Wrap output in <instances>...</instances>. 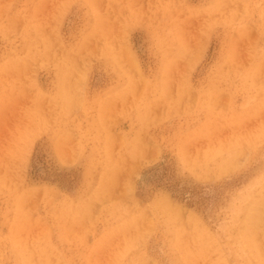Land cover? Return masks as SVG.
I'll return each mask as SVG.
<instances>
[{"label":"rangeland","instance_id":"1","mask_svg":"<svg viewBox=\"0 0 264 264\" xmlns=\"http://www.w3.org/2000/svg\"><path fill=\"white\" fill-rule=\"evenodd\" d=\"M262 201L264 0H0V264H264Z\"/></svg>","mask_w":264,"mask_h":264},{"label":"bare ground","instance_id":"2","mask_svg":"<svg viewBox=\"0 0 264 264\" xmlns=\"http://www.w3.org/2000/svg\"><path fill=\"white\" fill-rule=\"evenodd\" d=\"M82 1H84V0H82ZM48 3V2H47ZM160 3V2H159ZM160 6H163V5H161L160 4ZM159 6V7H160ZM46 7H47V5H46ZM45 8V7H44ZM48 8V7H47ZM147 8V7H146ZM161 8V7H160ZM61 9V8H60ZM144 9V8H143ZM157 10H158V8H157ZM26 11V10H25ZM28 11V10H27ZM160 11V10H159ZM17 12V11H16ZM48 12H50L49 10H48ZM54 13V12H53ZM26 14V13H25ZM28 14V13H27ZM44 14V13H43ZM49 15V14H48ZM22 16H23V14H22ZM148 16L150 17V14H148ZM14 17H16V16H14ZM24 17H26V16H24ZM23 18V17H22ZM47 18V17H46ZM49 18V17H48ZM48 18H47V20H48ZM26 19V18H25ZM51 19V18H50ZM54 19H55V17H54ZM46 20V21H47ZM53 20V19H52ZM50 21V20H49ZM164 21V20H163ZM30 22V21H29ZM51 23V22H50ZM47 24H49V23H47ZM28 26V25H27ZM42 32V31H41ZM44 32V31H43ZM47 32V31H46ZM45 32V33H46ZM58 35H59V33H58ZM66 44V43H65ZM63 45V44H62ZM64 47V46H63ZM19 48V47H18ZM19 50V49H18ZM17 51V50H16ZM36 51V50H35ZM66 53V52H65ZM259 55V54H258ZM65 57H66V55H65ZM230 83V82H229ZM232 84V83H231ZM225 86H226V84H225ZM231 86H229V88H230ZM257 166V165H256ZM111 175V174H110ZM112 176V175H111ZM113 177V176H112ZM107 183V182H106ZM263 194V193H262ZM255 196V195H254ZM257 196V198H259L258 197V195H256ZM255 196V197H256ZM256 198V199H257ZM252 200H254V199H252ZM260 200V199H259ZM259 200H257V201H259ZM251 201V200H250ZM249 201V202H250ZM254 202V201H253ZM256 202V201H255ZM263 202V201H262ZM122 203V202H121ZM251 203V202H250ZM256 203H258V202H256ZM263 204H264V202H263ZM259 205V204H258ZM257 205V206H258ZM170 206H171V204H170ZM173 206V205H172ZM247 206V205H246ZM122 207V206H121ZM110 208H112V207H110ZM124 208V207H123ZM113 209V208H112ZM177 209V208H176ZM259 209V208H258ZM250 210V209H249ZM257 210V209H256ZM258 211V213H256L255 215H254V218H252L253 219V221H252V226H254V227H256L258 224H259V221L261 222L262 220V213H261V210H257ZM248 212V211H247ZM245 213H246V211H245ZM250 213V212H249ZM253 213H255V210H254V212ZM249 215V214H248ZM250 216V215H249ZM248 216V217H249ZM252 216V215H251ZM245 219V218H244ZM264 221V220H263ZM239 225H241V223L239 224ZM242 227V226H241ZM243 229H244V227H243ZM247 231V230H246ZM263 231V230H262ZM244 232H245V230H244ZM263 234V233H262ZM252 235V234H251ZM248 236V235H247ZM245 237V236H244ZM250 238V237H249ZM245 240V239H244ZM246 241H247V239H246ZM244 242V241H243ZM250 242V241H249ZM247 243V242H246ZM254 243V242H253ZM249 245V244H248ZM245 246H246V244H245ZM252 246V245H251ZM250 246V247H251ZM249 247V246H248ZM250 250V249H249ZM244 252V251H243ZM255 252V251H254ZM244 253H246V252H244ZM253 254V253H252ZM243 255V254H242ZM240 257V256H239ZM247 257V256H246ZM257 258H259V257H257ZM236 259V258H235ZM249 259V258H248ZM217 261V260H216ZM218 261H219V259H218ZM242 261V260H241ZM260 261V260H259ZM212 263H214V262H212ZM219 264V263H218ZM221 264V263H220ZM225 264V263H224ZM227 264V263H226ZM241 264V263H240Z\"/></svg>","mask_w":264,"mask_h":264}]
</instances>
